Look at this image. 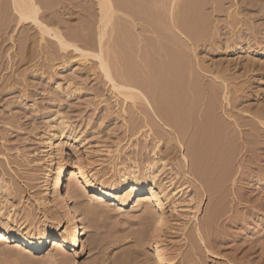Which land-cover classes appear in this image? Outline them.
<instances>
[{
  "label": "rangeland",
  "instance_id": "obj_1",
  "mask_svg": "<svg viewBox=\"0 0 264 264\" xmlns=\"http://www.w3.org/2000/svg\"><path fill=\"white\" fill-rule=\"evenodd\" d=\"M43 1L39 4L49 26L58 27L80 47L96 51V0ZM187 1L179 0L176 14L188 34L173 28L166 7L157 3L159 11L168 16V20L163 18L164 28L158 27L159 35L140 23L134 27L123 18L120 22L119 16L115 22L119 29L113 32L111 45L121 56L122 69L133 71L132 76L142 73L139 80L146 82L141 84L148 87L150 83L157 97L160 93L158 99L168 97L169 111L183 119L189 114V121L185 120L190 122L189 130L185 124L180 128L182 119L176 114L170 115L180 120L177 123L154 122L141 102L125 107L95 60L68 62L74 52L63 56L56 42L49 37L42 41L32 24L17 26L9 0H0V177L17 188L12 196H6L8 201L5 195L1 199L13 204L15 218L20 223L35 220L43 228L35 201L45 194L43 131L50 120L61 116L70 123L67 133L71 138L62 141L57 166H68L66 161L78 156L90 162L91 171L106 178L122 166L137 167L144 174L149 163L157 162L175 178L176 188H182L162 228L156 222L145 226L148 222L142 216L143 209L134 207L135 196L141 191L128 197L127 187L118 193L123 205L105 204L103 209L108 213L98 228L91 227L90 218L83 216L90 231L84 235L86 245L82 252V246L79 248L77 256L69 250L64 256H55L53 245L45 254H5L11 245L2 242L0 264H157L150 250L153 238L160 240L176 264H264V0ZM155 6L154 11L158 10ZM186 24L192 25L190 36ZM138 37L141 42H137ZM210 102L217 108L214 118L208 110ZM210 117L217 119L223 131L207 132ZM213 134H218L216 142ZM78 135L80 139L75 141ZM208 137L214 143L206 141V146L203 141ZM222 140L229 144L225 146ZM196 143L204 145L201 160L204 153L209 156L206 163L200 161L204 167L199 163L205 171L197 167L202 170L197 171L201 178L193 171L191 157L184 162L181 155ZM223 147L233 150L232 156ZM222 149L228 151L230 160L221 156ZM73 171L77 169L70 165L63 194ZM88 201L82 196L75 200L77 206Z\"/></svg>",
  "mask_w": 264,
  "mask_h": 264
},
{
  "label": "bare ground",
  "instance_id": "obj_2",
  "mask_svg": "<svg viewBox=\"0 0 264 264\" xmlns=\"http://www.w3.org/2000/svg\"><path fill=\"white\" fill-rule=\"evenodd\" d=\"M169 1L170 2L168 3V0H96V5L98 9L97 10L98 12L96 13L98 18L96 19L97 22H95L97 23L96 25L97 28L95 27V29L97 30V37H96L97 46L95 48L96 51H91L89 49L80 47L78 44L74 42L69 41L67 36L64 35L63 32L58 27L49 26L46 23V20L45 19H44L45 21L43 20V14H42V8H41L42 5L40 6L39 4L40 0H9L13 13L15 17L17 18V22H16L17 26L32 24L33 26L38 28L42 41L45 40L46 37H49L50 39L54 40V42H56V44L58 45V52L65 54L63 56H67V54H69L70 52H74L75 56H72V58L69 57L70 59L68 62H70L71 60V62H75V63L82 62L84 64V62L89 61L90 59L95 60L97 63L98 69L100 70L99 72L102 74V77L109 84V86L111 87V90L115 93V97L117 99L122 100L123 105L125 107L128 104L135 107L138 102H141L142 104H144L145 108L148 110V114L150 115L151 119L154 122L162 121V122H168L170 124L171 123L174 124L175 122L177 123L180 120L175 121L176 118L170 115L171 113L173 114V112L168 110L167 108L168 105L166 106V103H167L166 101L169 100L168 97H166V100L164 97H162L164 101L161 99H158V97H161L160 93H159L160 96L158 95L157 97L155 95V93L157 92H154L155 90L154 91L151 90L152 87L150 89L149 82H147V84L149 83L148 87L146 84L145 86L143 85L144 82H146V81H142L144 78L143 79L141 78L142 82H140L139 79L141 76H143L142 73L140 74L138 72H135L137 74H134L135 76L134 75L132 76L130 73H132L133 71L129 72L127 70L125 71L124 69H122L121 67L123 65H122V61H120L121 56L117 54L116 50H114L111 45L113 42V40H111L112 39L111 36H113L112 34L114 31L119 29V27H117L118 24L116 25L115 23L119 16L120 17L118 21H120L123 18L122 19L123 21L126 20V23H128V25L133 24L132 26L134 27H136L135 26L136 24L140 23L143 26V28H145L147 31H151L154 35L155 33L158 32V27L164 28L162 24H163V18L166 15L163 12L159 11V9L162 10L161 8L159 9L157 8L159 3H160L159 5L162 6V8L166 7L165 10L167 12L164 10L163 11L168 14L169 17L168 16L167 17L170 18L169 20H171L170 23H172V27L173 28L175 27L181 32L185 31L187 27L182 25V21L178 19L179 15L176 14L177 13L176 11L180 5L179 0H169ZM186 2L188 1L186 0ZM190 2L192 3L193 0ZM156 4H157V7L155 6ZM150 5H152V7H150ZM154 6L158 10L154 11L153 9ZM182 6H184V4ZM182 6L180 7V9H183ZM183 11L180 10V12H183ZM194 16H197V14ZM167 17L165 18L167 19ZM183 22H185V20ZM199 25H201V22ZM187 26L189 30L190 26L192 25H187ZM159 31H162V30H159ZM192 31L194 30L192 29ZM160 33H163V32H160ZM185 33L188 34V31H185ZM189 33H190V30H189ZM130 34L132 35V33ZM190 35L191 33L189 34V36ZM114 36H116V32ZM119 36L121 37V35ZM194 36H196V34H194ZM194 36H192L193 39H194ZM130 38L133 39V37H130ZM150 39H152V41L155 43L153 38H150ZM140 40H142V38H140ZM140 40L138 37L137 42ZM149 43H147V45ZM117 45L118 44H116V46ZM135 45L137 44L135 43ZM118 46H120V44ZM137 47L139 48V45ZM144 47L146 48V46ZM235 47L236 49H239V46H235ZM148 50H151V49H148ZM150 52H153V51H150ZM127 53L128 52H126L125 54L127 55ZM123 61H126V60H123ZM131 61H132V58H131ZM134 63L136 64V61ZM138 74L140 75V77ZM213 97H215V95H213ZM224 98H225V101L228 102L227 100L228 97L226 95ZM213 102H215V100ZM210 103H211L210 106L208 105L210 109L208 108V110L211 111L210 116L214 118L215 116L213 112L217 108L215 107L214 103L212 102ZM163 105L164 107H162ZM174 108L176 109V107ZM150 110H152V113ZM211 113L213 114L211 115ZM179 115L176 114V116H179ZM187 115L185 116V119L179 116L181 117L180 119L184 120L183 122L182 120L181 122H179L181 129L182 127L185 128L184 127L185 125H186V128L189 127L187 125H190V122L188 124H186L187 121L185 122V120L189 121L188 118H190L189 114ZM172 117L175 120H173ZM213 118H211L210 121L207 119L209 123L208 127L210 128L206 126V129L208 128V131L207 130L206 131L208 133H210L211 131L214 133L215 131H217V133H219L218 130L223 131V129L220 128L222 127V125L221 124L219 125L217 123V119H213ZM181 123H183L182 126H181ZM261 123L262 125H264V121H261ZM69 124L65 120V118L62 116L57 119L53 118L52 120L49 121L47 129L43 131V133H45L44 134L45 137L43 138L44 139L43 143L45 144H43V146L46 148L45 149L46 161H45V170H44L45 172L43 175L44 176L43 186H44L45 194L39 195L35 198V201L37 203V208L42 213L39 223L43 225V228H41V226H38L37 225L38 223L34 222L35 220L30 223H28L26 220L23 223H20L19 222L20 220L15 218L16 212L13 211L15 209L11 208L13 207V204H11L10 206L7 205V203H5L4 199L2 200L1 197H4V195L5 197L9 195L12 196V194H14V192L17 191V188L15 187L13 183H11V181L9 182L5 181L3 177H0V195L3 193V195L0 196V243L6 242L7 244H9V246L11 245L9 247V250H4L5 254H13L16 251L17 252L21 251L24 253L25 252L33 253V254L34 253L38 254L40 252H43V254H45L46 251H48L49 247L53 245L57 251L55 256L63 255V253H65L68 250L73 252L75 256H77L85 248L86 242L84 241V238H83L84 235H86L90 231L89 225H87L85 222V219H86L85 217L90 218L91 227L98 228L101 218H105V216H107V213H108L106 210L103 209L105 204L110 203V205H116V204L123 205L124 201L119 198L118 193L123 192L127 187L129 188L128 197L132 196V194L138 191H141V194H137L135 196L136 203L134 207L137 209L139 208L143 209L142 216L144 219H147V222H148L145 225L146 227L147 226L152 227V224L156 222L157 224H159V227L162 228L169 221V216L167 214L168 211H170L169 207H172V209H175L174 198L176 195H178L182 191V188L180 189L176 188L177 182L175 181V178L169 176V174L166 173L165 169H163L165 166L163 167H161V165L158 166L157 162L149 163L145 167L144 174H142L141 170L138 169L137 167L130 169V168H127V166H124V167L122 166L120 170L116 172V174L113 173L114 175L110 177H106V178H101V176H99V172L91 171L89 169L91 165L90 162L78 156L76 157L74 161H71V160L66 161V164H68V166H65V165L57 166V164H59L60 162H58V160L56 161V158L58 155L62 153V150H63L62 141H64L66 138H71L70 133L69 134L67 133V128ZM151 129L152 128H150V130ZM187 129L189 130V128ZM186 132H184V134ZM212 132L210 134H212ZM213 135H212V138H214L218 134L217 135L215 134L214 136ZM209 138L211 139V141L208 140ZM212 138L211 137L206 138L207 140L203 141L205 143L203 144L207 146L206 141H208L207 142L208 145L209 144L212 145L211 143L216 142L215 138L213 139L214 142H212ZM79 139L80 137L78 135V137L75 138V141H78ZM198 143L194 145H197ZM222 143H223V140H222ZM225 143L229 144V142H225ZM225 143L223 144L226 146ZM194 145H191L193 147L191 146L188 147V151H187L188 155L183 154V153H181V155H182V159L184 162H187L189 160L188 156L191 157L193 171L195 174L198 175L200 168L198 170L197 167L200 166V164H202L203 166L204 163H206L204 162L205 158L207 161L209 156L205 157V154H206L204 153L206 152L205 150L203 152L204 160H201L203 157L200 152L204 150L203 149L204 145L203 147L201 144H200L201 146L197 145V146H200V149L199 147L194 146ZM81 146L83 147L84 144H81ZM55 149L57 150L56 154L54 153ZM228 149L229 147L225 148V150H228ZM222 151L225 154L221 153ZM222 151H220L221 156L226 157L227 155V158H226L227 160H230L232 158L230 157V155L232 156L231 153L233 152L231 151L233 150L231 151L228 150L230 154L229 157H228V151L225 152L224 149H222ZM219 158H217L218 161L222 159V158L221 159ZM200 161H203L204 163L203 162L200 163ZM70 165L73 167H76L77 171L71 172V179H70V183L68 186V191H65V193L63 194V188L65 186V181H66V173L68 172ZM202 166H200L201 169H203L204 167ZM226 170L227 168L225 169V171ZM205 174H207V172ZM199 176L201 178V174H199ZM80 196L86 197L87 199H89V201L77 206L76 203H79V202H75V200L78 201V198ZM5 199H7L8 201L7 197ZM49 211H52V212L49 213ZM196 216L197 215H195V218ZM30 219H31V216H30ZM81 246H82V250L81 252H79V248ZM150 250L153 253L152 258L156 260L157 264H176L175 261L168 258L159 239H155V238L152 239ZM130 254H133V253H131L130 251Z\"/></svg>",
  "mask_w": 264,
  "mask_h": 264
}]
</instances>
